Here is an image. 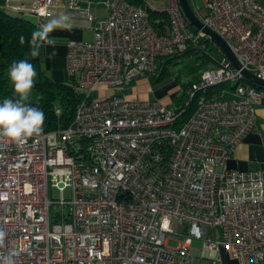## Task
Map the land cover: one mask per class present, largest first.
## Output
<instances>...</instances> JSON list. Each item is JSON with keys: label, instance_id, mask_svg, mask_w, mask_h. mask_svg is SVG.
I'll return each instance as SVG.
<instances>
[{"label": "built area", "instance_id": "1", "mask_svg": "<svg viewBox=\"0 0 264 264\" xmlns=\"http://www.w3.org/2000/svg\"><path fill=\"white\" fill-rule=\"evenodd\" d=\"M260 1L204 0L203 13L194 7L240 69L225 57L204 69L185 91L184 107L192 98L196 105L184 122L185 108L113 93L157 76L188 44L204 48L198 43L206 35L190 28L179 0L160 8L127 0H31L11 8L41 21L84 19L93 38L66 43L67 81L83 93L71 124L43 125L23 146L0 141V264L14 248L16 264H192L194 239L213 251L224 246L239 264H264V169L227 166L264 102V90L241 72L264 79ZM97 3L105 18L96 16ZM148 9L167 22L156 28ZM221 84L232 86L231 97L213 90ZM102 90L108 95L98 97ZM50 187H69L70 198H52ZM174 222L185 231L170 247Z\"/></svg>", "mask_w": 264, "mask_h": 264}, {"label": "trees", "instance_id": "2", "mask_svg": "<svg viewBox=\"0 0 264 264\" xmlns=\"http://www.w3.org/2000/svg\"><path fill=\"white\" fill-rule=\"evenodd\" d=\"M127 1L135 5L142 3V0ZM148 11L150 21L156 28L162 27V25L167 22V16L165 13L155 12L149 9ZM37 28L38 25L27 16L0 9V102H3V100L7 98L17 99L13 93V86L7 75L8 69L14 61L28 59L34 64V66L39 64L41 50L40 56L35 59L29 55V41L31 40L32 33L36 31ZM190 28L197 31V29L192 26H190ZM21 36L24 37V44L20 43ZM208 42V38L199 41L198 44H204V48H200L199 45L193 46L192 44H188L187 49L180 55L166 58L161 64L159 74L152 77L154 82H160L169 74V67L172 62H174L173 60L193 58L196 63L201 66L205 64H210V66L216 65L218 60L213 58L206 51ZM198 77L199 74H197L194 80H192L185 88L187 89L193 81L198 79ZM249 84L256 89H259L258 86L252 83ZM186 89L183 91L185 99L187 98L185 94ZM223 89L232 90V86L221 84L213 88L218 94ZM33 90L36 93V99L33 101L29 100L28 102L32 106L38 107L43 111L45 115L44 129L46 131L66 128L71 124L74 118L75 107L78 101L83 97V93L76 90L71 81L56 82L43 72L39 71ZM56 102L59 104L57 107L55 106ZM195 105V99L193 98L186 107H184V102L175 105L180 108H185L184 112L179 116V122H184L188 119L193 112ZM56 109H59L58 113L56 112Z\"/></svg>", "mask_w": 264, "mask_h": 264}, {"label": "crops", "instance_id": "3", "mask_svg": "<svg viewBox=\"0 0 264 264\" xmlns=\"http://www.w3.org/2000/svg\"><path fill=\"white\" fill-rule=\"evenodd\" d=\"M92 1L99 2L100 0ZM260 2L264 5V0H261ZM30 4L31 0H0V9L14 13L11 10L13 6H29ZM147 4L160 8L164 6V0H142V3L139 5L147 6ZM191 8L194 11V6H191ZM95 13L98 18H105L107 16V9L102 3H97L95 5ZM22 15L30 18L38 25V28L44 25L49 19L60 16L57 14L41 21L34 16L27 14ZM69 18L70 23L73 26L71 31L56 29L50 33V35L56 39L57 47L55 49L51 47L41 48V58L39 62L42 61V64H38L39 69L48 74L49 77L56 82L67 81L64 71V61L67 50L66 43L69 40H91L93 38L92 22L81 18ZM53 52H55L54 56L52 55ZM222 58H224L223 54ZM160 84L161 82L155 83L153 78L144 77L134 81L121 92L111 91V93H120L128 99H158L164 104L171 106L172 102L170 96H173L178 87L175 86L170 89H165L166 87L162 88L160 87ZM226 90L227 91L224 92L223 97H231V90ZM227 166L236 170L264 169V102L256 108L254 128L233 148L231 155L227 160ZM194 240L200 242L196 243ZM194 240L191 241L189 247L192 264H239L238 259L224 246L219 245L216 250L213 251L203 248L202 240ZM216 258L217 261H215Z\"/></svg>", "mask_w": 264, "mask_h": 264}, {"label": "clouds", "instance_id": "4", "mask_svg": "<svg viewBox=\"0 0 264 264\" xmlns=\"http://www.w3.org/2000/svg\"><path fill=\"white\" fill-rule=\"evenodd\" d=\"M72 27L70 18L66 15L49 19L32 33L29 55L35 59L40 56L41 48L55 49L56 39L50 33L56 29L71 31ZM20 43H25L23 36L20 37ZM7 75L17 99L7 98L0 102V141L7 140L23 146L30 138L38 137L43 132L45 115L42 110L28 102L35 86L37 71L28 59H21L11 64ZM5 238L6 233L0 230V244L4 243ZM19 254L15 248L8 251L3 256V264H16L15 257Z\"/></svg>", "mask_w": 264, "mask_h": 264}, {"label": "rangeland", "instance_id": "5", "mask_svg": "<svg viewBox=\"0 0 264 264\" xmlns=\"http://www.w3.org/2000/svg\"><path fill=\"white\" fill-rule=\"evenodd\" d=\"M188 1L191 4V6H194L196 9L201 11V13H203V9L205 6L204 0H188ZM206 51L209 55H211L213 58H215L217 60H220L222 58L221 51L210 40L207 43V50ZM173 61L174 62H172L171 66L169 67V74L167 76H165L163 78V80L160 81L161 82L160 87H162V88L166 87L165 89H170V88H173L175 86L178 87L175 90V93L173 94V96L172 97L170 96L172 105L174 106L176 104L183 103L185 101V96H183V91H184V89H186L185 87L192 80H194V78L196 77L197 74L200 75V73L204 69L209 67L210 64H207V65L205 64L203 66L198 65L193 58L173 60ZM41 62H39V65ZM39 65L35 66L36 71H37V76H36L35 80H37L38 73L41 70V69H39ZM41 72L46 74L42 70H41ZM46 75L49 76L48 74H46ZM97 95H98V97H104V96L108 95V93L105 90H102L100 93H97ZM35 99H36V93L34 92V90H32V93L29 97V100L33 101ZM58 105H59L58 102H56L55 106L57 107ZM49 194L52 198H57V199L66 198L67 199V198H70L71 191H70L69 187L65 188L63 191H59L57 188L50 187ZM172 228H173L174 234L169 235L170 239L168 240L167 244L170 247H175L178 245V241H177V239H173L172 237L175 235L176 238H178L177 236L182 234L185 230H184V227L178 222H174L172 224ZM194 242L198 243L200 241L194 240Z\"/></svg>", "mask_w": 264, "mask_h": 264}, {"label": "water", "instance_id": "6", "mask_svg": "<svg viewBox=\"0 0 264 264\" xmlns=\"http://www.w3.org/2000/svg\"><path fill=\"white\" fill-rule=\"evenodd\" d=\"M179 5L189 24L193 28L203 32L206 37L221 51L224 57L229 60L235 68L240 69V65L228 47L227 43L217 33L202 23V21L193 12L189 1L179 0ZM241 72L250 83L258 86L261 89H264V79L256 77L253 73L245 69H241Z\"/></svg>", "mask_w": 264, "mask_h": 264}]
</instances>
